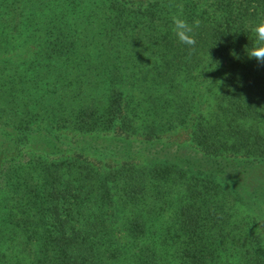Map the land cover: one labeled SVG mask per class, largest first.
I'll list each match as a JSON object with an SVG mask.
<instances>
[{
  "label": "trees",
  "instance_id": "obj_1",
  "mask_svg": "<svg viewBox=\"0 0 264 264\" xmlns=\"http://www.w3.org/2000/svg\"><path fill=\"white\" fill-rule=\"evenodd\" d=\"M174 14L200 21L191 54ZM258 17L264 0H0V152L32 149L0 163V264H264L255 214L213 166L102 171L86 137L184 127L209 162L264 156Z\"/></svg>",
  "mask_w": 264,
  "mask_h": 264
},
{
  "label": "rangeland",
  "instance_id": "obj_2",
  "mask_svg": "<svg viewBox=\"0 0 264 264\" xmlns=\"http://www.w3.org/2000/svg\"><path fill=\"white\" fill-rule=\"evenodd\" d=\"M262 126H264V122ZM86 137H88L91 146L96 147L87 152V157L92 164L102 171H109V169H106L109 166L115 168V165H119L123 160H130L137 164H149L154 161V164L162 166L166 163H176L185 168L194 167L201 162L207 166H213L222 179H226L233 184L234 188L240 191L241 197L247 202L244 206L246 212L255 214L253 218L257 221L260 240L264 244V156L254 160L245 158L247 161L239 159L240 157L229 160L218 157L212 158V162H209L210 158L205 156L204 159L200 149L192 141L189 129L184 127L171 129L152 141L134 136L111 137L107 134L99 136L92 134ZM75 142L78 146H81L79 139ZM15 143L17 144L10 151L0 152V163L8 156L24 155L32 150L25 138L17 137ZM66 150H68L67 147L64 149V153L70 154ZM43 155L47 159H55L60 157V152H43ZM164 185L167 186V183L165 182ZM166 188L173 190V185L169 184ZM174 192L175 190H173ZM242 209L240 207L235 216L241 218ZM172 213V208L164 210L165 217L169 215L171 217Z\"/></svg>",
  "mask_w": 264,
  "mask_h": 264
},
{
  "label": "clouds",
  "instance_id": "obj_3",
  "mask_svg": "<svg viewBox=\"0 0 264 264\" xmlns=\"http://www.w3.org/2000/svg\"><path fill=\"white\" fill-rule=\"evenodd\" d=\"M172 32L176 40L189 48L190 54L195 50V30L200 27V21L194 20L189 23L182 14L171 16ZM251 32L254 36L251 46L246 47V54L249 59L255 60L259 65L264 66V17H258L251 24Z\"/></svg>",
  "mask_w": 264,
  "mask_h": 264
}]
</instances>
